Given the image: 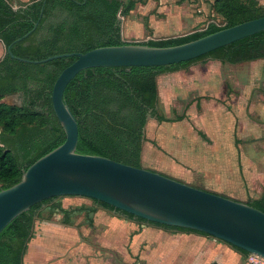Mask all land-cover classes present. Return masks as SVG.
I'll use <instances>...</instances> for the list:
<instances>
[{"label":"trees","instance_id":"trees-1","mask_svg":"<svg viewBox=\"0 0 264 264\" xmlns=\"http://www.w3.org/2000/svg\"><path fill=\"white\" fill-rule=\"evenodd\" d=\"M138 2L132 0L125 5L123 0H42L28 4L17 2L19 8L14 9L8 0H0V40L8 48L38 24L29 37L12 46L16 57L31 61L65 53H86L98 47L121 46L130 41L122 37L119 15L128 17ZM217 2L219 12L227 21L224 27L211 24L208 29L187 36L136 44L177 46L264 17V7L257 0ZM208 59L230 65L264 60V32L177 65L92 68L79 73L64 95L79 123L77 151L143 168L148 114L160 122L169 121L159 110L158 76L188 69ZM75 61L76 58H62L33 64L18 61L9 54L0 61V101L13 95L22 98L20 106L0 103V191L18 183L23 170L65 142L66 134L54 112L52 92L60 74ZM184 118L185 115L177 119ZM61 198L33 206L0 234V264H24L36 220L52 221L56 215H62L61 223L71 225L73 216L79 212L66 209ZM92 201L94 206L82 209L88 218L103 208L126 220L209 236L148 222L108 204ZM247 204L264 212V191L260 198ZM45 211L49 213L46 219L43 217ZM90 226L94 227L93 219ZM233 248L246 257L249 255Z\"/></svg>","mask_w":264,"mask_h":264},{"label":"rangeland","instance_id":"rangeland-1","mask_svg":"<svg viewBox=\"0 0 264 264\" xmlns=\"http://www.w3.org/2000/svg\"><path fill=\"white\" fill-rule=\"evenodd\" d=\"M123 1L127 5L132 0ZM137 1L138 7L145 3H150V7L144 8V11H136V18L132 17L126 22L125 17L119 15L122 37L130 42L178 38L204 31L211 24L224 27L227 23L225 16L217 8L218 0ZM257 1L264 7V0ZM150 17L153 18L152 21ZM150 26L155 28V35L148 34L147 28ZM158 28H172V31L170 34H162L156 30ZM131 31L135 33L132 37L129 34ZM125 36L139 37L127 39ZM212 61L218 60L208 59L196 63L205 65L204 70L198 74L203 77L198 91H185L180 86L184 82L181 84L179 81L176 87L170 89L169 100L166 97L161 100L159 110L162 115L172 120L185 115L189 120L166 122L159 127L156 121L154 129L147 132V141L154 144L155 148L162 146L163 152L153 149L148 142L145 146V164H155L157 169L158 165L175 168L183 176H198V173L183 165L185 161L177 163L169 153L179 159L194 161L199 168L198 172L201 162L206 159L207 174L202 175L205 178L201 177L199 180L197 177L187 182L182 180L184 178L173 179L202 190L207 186L220 192L221 196L247 203L260 198L264 191V60L239 65ZM211 64L213 66L209 67ZM207 66L208 71H205ZM201 98L207 100L202 101L204 111L197 110L196 101ZM0 103L20 106L22 98L18 95L8 96ZM195 130L206 133L209 140L199 136ZM191 168L197 170L193 166ZM206 180L210 185H206ZM60 200L66 209H77L79 212L72 218V228L69 230L73 231L64 229L60 224L62 215L52 218L53 224L57 225L52 227H44L47 221L36 220L34 236L24 264H194L202 258L201 255L185 253L167 263L163 255L158 258L159 243L140 240L133 244L130 233L125 232L124 227H116L111 221L119 217L114 212L101 208L100 211L105 215H91L88 218V214L82 209L94 206L91 199L62 197ZM43 217H49L48 211L44 212ZM91 219H95L94 228L90 226ZM207 239L226 244L214 237ZM228 246L238 257L230 260L229 264H264L263 259L252 255L246 257ZM207 264L223 263L211 259Z\"/></svg>","mask_w":264,"mask_h":264},{"label":"water","instance_id":"water-1","mask_svg":"<svg viewBox=\"0 0 264 264\" xmlns=\"http://www.w3.org/2000/svg\"><path fill=\"white\" fill-rule=\"evenodd\" d=\"M38 1L42 0H32L31 3ZM14 5L19 8L17 2ZM37 27L35 24L33 30L6 48L5 56L9 54L18 61L33 64L76 58L60 74L52 92L54 112L66 140L23 170L18 183L0 191V234L15 219L45 200L81 197L108 204L148 222L205 233L264 260L263 211L149 169L79 153V123L64 99L68 85L85 70L165 67L195 60L264 32V17L171 47L128 42L121 46L98 47L86 53L59 54L43 60L16 57L12 46L29 37ZM151 118L149 113L148 119Z\"/></svg>","mask_w":264,"mask_h":264},{"label":"crops","instance_id":"crops-1","mask_svg":"<svg viewBox=\"0 0 264 264\" xmlns=\"http://www.w3.org/2000/svg\"><path fill=\"white\" fill-rule=\"evenodd\" d=\"M8 1L11 2L13 4V6H15L14 4L16 2H20L21 4H28V3H31L32 0H8ZM138 6L128 17H125V22L129 19L131 20L132 17H133V19H135L136 18V15H135L136 11H139V12L144 11V8L146 9V8L150 7V3H145L140 7H138ZM150 18L152 21L153 18L152 17H150ZM138 21L140 22V20H138ZM147 30H149L148 34L153 33L155 35L157 33V32H155V28L153 26L148 27ZM156 30H158L162 34L163 33L170 34V32L172 31V28H161V29L158 28ZM129 34H130V37H132V35H134L135 33L131 31V32H129ZM123 35H125V34L123 33ZM137 37H139V36H137ZM137 37H133V38L126 37V38L127 39H134L135 38L136 39ZM127 41H129V40H127ZM5 52H6V45L3 43V41L0 40V61L3 60V58L5 56ZM212 62H219V61H212ZM203 66H205V65L194 64V65L190 66L188 69H183V70H179V71H175V72H168V73H164V74L158 76L157 83H158V93H159L160 105H162L161 100L164 97H166V99L169 100L170 89L173 86L176 87V85L178 84L179 81L181 82V84L184 82V84H182L180 86L183 87L185 91H187V89L198 91V87L201 86V84H199V83H203V82H201L202 80L200 81V79H203V77H200L198 75L201 70H204ZM210 66H213V65L211 64V65H209V67ZM205 71H208V66H207V68H205ZM203 100H205V99L201 98L200 100L196 101L197 108H198L197 110L203 109V111H204V108L202 105ZM205 101H207V100H205ZM192 105L193 104H191L190 107H192ZM181 116H183V115H181ZM181 116L179 115V117H181ZM187 117L188 116H185V118L183 120H181V122L185 121V120H189ZM166 118H167V120H169L167 122H171V123L172 122L173 123L179 122L177 119L178 117L175 118L174 120H172L168 117H166ZM153 119L152 120L149 119L148 124L146 126V141H145L144 147H143L142 167L147 168L149 170H158L157 172L162 173V174H166L170 178H175V179L184 178V179H182V180H184V182L185 181L186 182L192 181L191 179H197V177L199 180H201L200 178L203 177L202 175L207 174V172H206L207 167H205V164L207 162L206 159H205V161L203 160L201 162L200 171L198 172L199 168H197L194 161L190 162L189 161L190 159L189 160L188 159H182V158L179 159L178 157L173 156L172 153H169L171 158L173 160H175L177 163H182L181 160L185 161L186 163L183 165H185L186 167L188 166L187 168L189 170H191L192 172L198 173V176H193V174H190V176H183V175H180L179 171L175 168L170 169L169 167H166V166L163 167L162 165H158L159 168L157 169L154 167V166H156L155 164H151V163H150V165L145 164L146 163L145 146L149 142V141H147L148 130L154 129V127L156 126V121L159 123L158 127L160 125H162V123H166V122H160L156 119H154V120ZM190 122L192 123V121H190ZM194 128H197V127H194ZM195 131L199 134V136H201V134H202L204 136V139L209 140V137L207 136L206 133H204L202 131H197V130H195ZM150 144H151L153 149H158L160 151L163 150L162 146H159L160 148L159 147L155 148L154 144H152V143H150ZM205 157L207 158V156H205ZM192 166L197 168V170L191 168ZM167 171H168V173H167ZM205 177H203V178H205ZM206 185H210V182L207 180H206ZM203 190H209L210 192L218 193V194L220 193L218 191L211 190L207 186H204ZM96 215H98V216L105 215V213H102L99 209V211L95 214V216ZM117 218H113V220H111V221L114 222V225L116 227H118V226L124 227L125 232L130 233L131 239L133 240V244H136L140 240L145 242V243L146 242L147 243H154V242L159 243V247H158V251H157L158 252L157 253L158 258H160L163 255L165 257L167 263H171L172 261H175V258H177L178 256L183 255L185 253L186 254L188 253L190 255L195 254L198 256L199 255L202 256L201 260L199 262L196 261L194 264H207V262L211 259H217V260L221 261L223 264H229L230 260L238 259L237 254L233 253L232 251H230L228 249L229 244L226 243L227 245L226 244L222 245L220 243L215 242L214 240L213 241L208 240L207 237H211V236H204V235H200V234H196V235H198V236H196V235H192L195 233H187V232H180V231H174V230H165V229H162L160 227H156V226H153L150 224L138 223V222L126 220L123 218L119 219V217H117ZM60 224L63 226L64 229L67 228V230H69L72 228V225H64L61 222H60ZM50 226L52 227V226H57V225H54L53 221H47V223H44V227H50ZM95 226H96V222L94 219V227ZM111 230H112V228H111ZM69 231H73V230H69ZM74 235L77 236L75 234V232H74ZM109 235L111 236L112 232H110ZM218 241H221V240H218ZM221 242H223V241H221Z\"/></svg>","mask_w":264,"mask_h":264},{"label":"built area","instance_id":"built-area-1","mask_svg":"<svg viewBox=\"0 0 264 264\" xmlns=\"http://www.w3.org/2000/svg\"><path fill=\"white\" fill-rule=\"evenodd\" d=\"M15 9L17 8L16 6H13ZM153 40V39H152ZM150 41V39H147L145 42ZM138 42V41H137ZM143 42V41H142Z\"/></svg>","mask_w":264,"mask_h":264}]
</instances>
